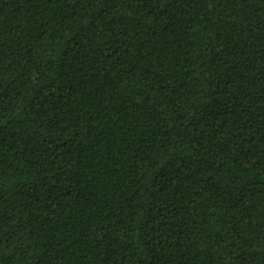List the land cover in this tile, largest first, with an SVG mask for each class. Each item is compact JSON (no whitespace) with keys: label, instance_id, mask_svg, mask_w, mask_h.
<instances>
[{"label":"trees","instance_id":"1","mask_svg":"<svg viewBox=\"0 0 264 264\" xmlns=\"http://www.w3.org/2000/svg\"><path fill=\"white\" fill-rule=\"evenodd\" d=\"M0 264H264V0H0Z\"/></svg>","mask_w":264,"mask_h":264}]
</instances>
